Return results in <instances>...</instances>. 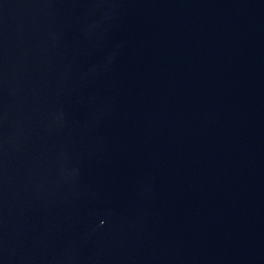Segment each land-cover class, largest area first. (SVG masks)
Returning <instances> with one entry per match:
<instances>
[{
  "label": "water",
  "instance_id": "95a60500",
  "mask_svg": "<svg viewBox=\"0 0 264 264\" xmlns=\"http://www.w3.org/2000/svg\"><path fill=\"white\" fill-rule=\"evenodd\" d=\"M0 264H264V0H0Z\"/></svg>",
  "mask_w": 264,
  "mask_h": 264
}]
</instances>
